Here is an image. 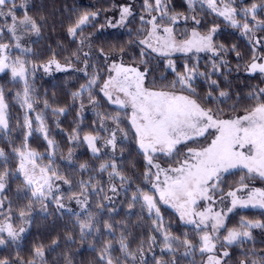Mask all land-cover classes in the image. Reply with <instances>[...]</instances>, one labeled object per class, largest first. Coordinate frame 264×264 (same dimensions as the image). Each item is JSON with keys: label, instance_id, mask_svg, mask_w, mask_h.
Here are the masks:
<instances>
[{"label": "snow or ice", "instance_id": "obj_1", "mask_svg": "<svg viewBox=\"0 0 264 264\" xmlns=\"http://www.w3.org/2000/svg\"><path fill=\"white\" fill-rule=\"evenodd\" d=\"M186 2L189 10L195 12L199 4L205 15L210 14L237 30L250 50L245 72L264 78V18H258L264 4L253 2L240 8L236 0ZM133 8L130 4L119 5V19L115 23L107 20V26L123 27L129 17L139 16L140 27L135 39L127 45L139 50V60L133 56V62L126 63V47H113L109 52L99 48V57L105 62L102 75L90 63L95 34L84 36L86 28L96 27L94 21L99 11H85L67 26V34L74 42L79 37V46L70 57L64 58L65 63L58 59V52L49 50L50 56L37 64L29 59L33 50L26 42L32 36H41L43 18L37 20L29 15L28 0H21L20 4L16 0H0V74H10L12 82L23 85L14 98L25 110L23 127L27 130L23 142L13 145L10 153L0 148V246L18 244L31 226L36 207L48 213L53 205L58 213L75 217L74 232L67 235L69 241L75 242L77 231L81 242L94 238L98 243L102 235L111 237L99 248L95 243L89 244L96 254L95 264H147L143 241L135 251L131 250L126 226L110 222L111 213L118 214L117 205L122 203L119 197L123 195L128 197L129 209L139 206L140 218L151 221V231L156 235L149 237V249L160 237L161 254L172 256L170 261L156 259L153 253L154 264H178L175 254L181 248L184 257L198 253L200 264H229L232 253L228 249H243L253 239L251 230L264 228V223L244 218L229 227L230 214L237 208L264 210V188L250 187L248 183L257 178L264 180V87L250 90L243 107L238 97L225 110L220 105L231 97L223 90L213 96L219 82L212 77L223 76L224 69L231 71L224 58L229 52H235L238 60L241 54L236 45L228 48L216 43L214 37L220 26L213 23L207 32H201L199 26L203 20L196 15L172 13L169 0H140L139 11L134 12ZM18 9H23L22 15H18ZM181 22L185 27L178 31ZM103 28L101 25L97 31ZM177 53L185 58L180 65L182 71L173 59ZM201 53L207 54L208 59L203 71ZM153 59L163 63L165 74L159 78L161 81L167 80V74L174 77L167 84L157 85L156 79H149L154 70L149 66ZM77 64L82 66L76 67ZM41 69L48 75L81 73L85 81L71 93L73 106L78 102V117L90 106L95 119L88 131L77 124L68 139L73 145H86L93 160L99 163L80 164V179L69 177L55 166L57 145L49 138L46 116L36 110L39 98L30 84ZM201 79L209 89L203 100L196 88V82ZM49 108L45 100L44 109ZM51 111L58 117L67 109L59 107ZM33 113H36L34 117ZM9 130V103L4 89L0 88V131ZM34 131L43 135L50 151L41 154L30 147L28 138ZM126 149L136 151L143 158L144 170L139 176L127 175L120 166ZM72 156L70 148L67 159L71 160ZM13 160L14 170L8 167ZM233 170L243 174L237 186L225 191L226 177ZM12 179L21 180L16 199L26 201L22 206L14 207L7 195ZM134 180L139 183L133 189ZM64 185L68 186L67 194ZM96 197L94 212L91 209ZM65 201L74 202L80 211ZM162 207L174 210L182 225L191 226L196 239L187 233L182 237L174 235L171 224L164 220ZM105 211L110 214L109 220L102 219ZM58 243L53 241L55 246ZM51 251L55 247L48 250ZM116 252L120 255H114ZM47 254L44 245L37 244L30 258L17 255L13 261L5 257L0 259V264H47ZM240 255L243 259L238 264H264V250L259 253L254 249L242 250ZM66 264H72L71 259Z\"/></svg>", "mask_w": 264, "mask_h": 264}, {"label": "trees", "instance_id": "obj_2", "mask_svg": "<svg viewBox=\"0 0 264 264\" xmlns=\"http://www.w3.org/2000/svg\"><path fill=\"white\" fill-rule=\"evenodd\" d=\"M20 1V0H19ZM17 2V0H16ZM264 4V0H236L237 5L240 8L249 7L251 3ZM130 4L134 5V12H138L140 9V0H28V7L30 9L29 15L34 16L37 20L43 18V27L41 29V36L30 38V46L33 50L29 59L33 60L37 64H42L51 54V52H58L60 55L58 59L61 63H65V57H70L71 53L76 51L79 46V37L76 41L69 37L66 31L67 26L78 16L85 11H99L100 15L97 21H94L96 27H88L85 29L84 36H88L90 33H94V44L92 47L93 57L90 61L96 66V69L104 73V60L99 57L97 50L103 48L105 52H109L113 47H126L127 55L125 56L126 63H132L131 57L135 56L138 62V49L128 48V42L131 39H135L136 30L140 27L139 16L135 18L129 17V22L126 26L109 27L107 26V20L110 19V14L119 11V5ZM196 11L193 12L188 9L186 0H169V9L172 13H179L182 15H196L198 19H202L203 23L199 26L201 32H207L212 27L213 23L220 26V31L215 35L214 39L217 44H224L226 47L231 48L232 45H236L237 50L241 56L238 60L235 52H229L224 58L228 61L231 71L224 69V75L213 76L212 79H216L219 82V89L213 93V96H217L220 90L229 93L230 99H227L225 104L220 105L222 108H227L233 104L237 98H240L241 107L244 106V98L248 95L250 90L256 87H264V78H261L259 74L255 77L248 75L244 67L250 61V50L245 38L241 37L240 33L228 27L225 23L212 15H205L200 10L199 4L196 6ZM23 14V13H22ZM258 18H264V11L260 12ZM104 25L101 31H97ZM191 21L187 27H191ZM185 25L181 22L178 25V31H183ZM131 32V35L129 33ZM32 41H38L32 43ZM28 45V44H27ZM51 50V52L49 51ZM88 51V50H86ZM173 59L176 61L178 68L184 63L183 54H175ZM208 64L207 54H200V66L201 70H205V66ZM239 65V67H237ZM82 65L77 64V67ZM150 67L154 70L150 73L149 79H156L157 85L161 83L167 84L174 77L171 74H167V80L161 81L159 78L165 74L163 63L157 62L153 59L150 62ZM182 71V68H180ZM91 71V69H90ZM85 81L82 78L81 73L69 71V72H54L51 75L45 74L43 70L37 71L34 80L30 81V84L34 88V95L39 98V103L35 106L37 112L43 111L46 116V125L49 131V138L53 139L57 145L55 149V166L60 169L61 172L66 173L69 177L75 179L81 178L79 171V165L83 163H99L94 161L91 152L84 144L73 145L69 143V135L72 133L73 128L79 124L84 131H88L92 121L95 117L91 114H83L82 117L77 116V106H73L71 93L79 89L80 85ZM0 88L4 89L5 97L9 103V131H0V148H3L6 153L11 152L13 145L19 146L24 140V133L27 131L23 127L25 110L19 106L16 102L14 94L17 91H22V83H14L11 81L9 74H0ZM196 88L200 94V98L206 96L208 92V84L203 80L196 82ZM47 100L50 105L49 109H44V101ZM87 96L85 95V103ZM209 107H215L214 104H209ZM64 107L67 109L64 115L54 116L51 109ZM103 111V109H101ZM36 113H33L34 117ZM57 121L59 127H57ZM36 124H33V128ZM83 135V132L81 133ZM28 143L31 148L37 152L44 154L48 151L47 142L44 140L43 135L39 132H33L32 136L28 138ZM72 148L74 152L73 162L66 163L64 158L67 156L69 149ZM15 160L12 161L9 168L14 170ZM135 165V168L133 167ZM120 166L125 169V172L129 176H139L143 168V158L139 156L134 150H125L124 159L120 162ZM243 173L239 170H233L227 175L225 180V190L230 186L238 185L240 176ZM87 178V175H84ZM138 180H134L133 189ZM21 184V180H10V191H8V197L13 201V206H22L26 201L16 199L15 189ZM67 194L68 186H62ZM75 186H73L74 188ZM131 192H129V197ZM98 197L93 198L92 211H96L95 202ZM119 200L122 203L117 205L118 214L111 213L112 219L110 222L117 225L123 224L127 228L128 240L131 243V250L135 251L140 247L143 241V248L147 264H154L153 253H155L156 259L171 260L170 254H161L162 244L159 242L158 237L157 244L149 249V237L156 235L151 231V221L147 218H140L139 206L132 209L128 208V197L120 196ZM52 209V210H51ZM50 211L48 213L41 212L39 206L33 213L32 223L24 237L18 242V244L0 246V259L5 257L15 261L17 255L20 258H30V253L34 245L43 244L45 247L47 264H66L67 259H71L72 264H95L96 254L91 251L89 244L95 243L99 248L103 243L111 240V237L102 235L97 243L94 238H89L85 242H81L79 239L78 231L74 235L75 242H71L67 239V235L74 232L73 221L75 217L69 214L58 213L53 205L49 206ZM76 211V210H75ZM164 220L166 223L171 224V230L174 235L183 236L187 233L193 240L196 239L195 234L190 230L191 226L182 225L174 213V210L162 207L161 209ZM79 212V211H77ZM131 213V214H130ZM110 214L105 211L102 219L109 220ZM241 218L260 221L264 223V210L253 208H237L233 214L229 217V227L239 223ZM253 239L250 242H246L243 245V249L239 247H233L228 249L232 253V259L229 264H238L243 257L240 255L242 250L254 249L258 253L264 250V228L252 229ZM116 236H120V228L117 227ZM58 241V246L53 245V241ZM112 243L118 248V244L113 240ZM52 247H55V251L48 252ZM114 255H120L119 252ZM178 264H200L199 254L194 256L184 257L183 249L181 248L178 253L175 254Z\"/></svg>", "mask_w": 264, "mask_h": 264}, {"label": "rangeland", "instance_id": "obj_3", "mask_svg": "<svg viewBox=\"0 0 264 264\" xmlns=\"http://www.w3.org/2000/svg\"><path fill=\"white\" fill-rule=\"evenodd\" d=\"M17 4H20L21 3V0L19 1V0H17V2H16ZM123 4V3H122ZM17 13H18V15H22V13H23V9H18L17 10ZM110 19L113 21V23H115L118 19H119V11H115V13H111L110 14ZM36 38V36H32L31 38ZM28 45V47H30L31 48V46L29 45L30 44V39L26 42ZM85 51L86 50H88L87 48H85L84 49ZM177 54H179V53H177ZM76 67H77V65H76ZM9 76H10V74H9ZM11 78V77H10ZM101 110V109H100ZM83 114H91V115H93L94 117H95V115H94V112L92 111V109H91V107L90 106H86V108H85V111H84V113ZM33 149V148H32ZM67 157H68V154H67V156L64 158V161L66 162V163H72L74 160H73V157H74V152H73V156H72V159L71 160H68L67 159ZM248 183H249V185H250V187H260V188H264V180H261V179H259V178H257V179H255V180H249L248 181ZM20 186V185H19ZM18 186V187H19ZM235 186H237V185H234V186H230V187H235ZM17 187V188H18ZM17 188L15 189V194H16V190H17ZM228 190V188L225 190V191H227ZM66 203H68L69 204V206L72 208V209H74V210H76V211H80V209L78 208V206L74 203V202H68V201H65ZM52 210V209H51ZM48 211H50V210H48Z\"/></svg>", "mask_w": 264, "mask_h": 264}]
</instances>
